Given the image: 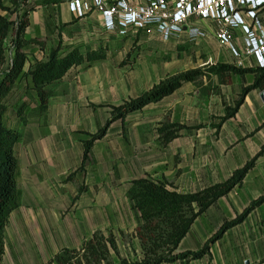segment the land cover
<instances>
[{"label":"crops","instance_id":"obj_1","mask_svg":"<svg viewBox=\"0 0 264 264\" xmlns=\"http://www.w3.org/2000/svg\"><path fill=\"white\" fill-rule=\"evenodd\" d=\"M53 1L55 0H27V3L39 7L36 8L35 12L33 11L29 18V33L27 27L25 37L43 41L44 47L43 50L36 46L28 48V57L23 72H27L34 62L44 61L48 53L59 45L63 49L78 48L81 52L100 50L105 53L106 58L89 68L82 66L76 70V73L51 85L49 87L51 97L45 111L39 109L38 98L36 93L30 89L28 78H19L6 97L2 123L4 127L19 135L15 147L18 207L11 213L4 231L5 253L2 264L7 261L6 254L9 244L12 245L13 257L7 264H45L60 249L68 248L72 244L82 245L95 233L104 235L112 233L117 241L116 234L118 232L123 233L130 228L132 231L138 226L137 216L132 210L131 202L127 196L130 183L139 179L165 183L145 175L133 177L128 181L126 189L120 192L123 198L121 204L117 200L103 206L100 176L95 177V173L86 175L80 170L83 160V142L92 136L89 135L88 138L84 139L81 132H94V118L99 115L95 114L89 105L88 108L84 109L67 110L65 103L80 102L90 97L95 98L93 100L96 101L97 99L100 100V91L96 92V90L100 88L105 76L96 73L95 69L105 67L115 52L126 51L128 44H134L138 36H147V38L157 40L163 45L173 43L177 49L182 48L179 43L189 42L186 36L184 34L179 37L174 36L168 41H164L155 32L146 35L145 32L134 29H129L125 35H120L118 31L105 30L101 15L94 8H91L83 17H78L69 11L68 4L71 0H57V3H53ZM125 1L130 6L142 4V0ZM103 2L113 5L118 0H103ZM256 18L264 30V11L257 14ZM245 22L251 26L253 21L245 18ZM193 25L207 33L205 39L193 42L197 48H202L201 51L207 55V64H217L219 65L217 68L232 67L238 70L240 63L243 70L238 71H246L243 74H234L225 70L218 73L210 71L221 81L220 84L226 85L225 81L228 80L226 76L234 75L240 79L242 91L253 86L262 69L258 67L252 56L244 53L243 31L235 30L232 32V46L240 54L242 60V62H236L237 59L234 58L229 48L220 46L214 39L213 25L204 21H194ZM30 29L31 32L34 31V35L30 33ZM228 64H232V66ZM191 84V82L184 84L159 103L178 96H184V99L182 98L184 102L189 100L185 94L192 93L196 89ZM262 91H264V80L258 88L248 92L243 97L242 102L248 104L251 95H253L255 102H257V108L259 107L261 110L264 108V102L260 99ZM54 100L57 102L56 105H54ZM181 103L175 102L171 107L172 110L174 111ZM82 116H86L87 119L80 118ZM223 117L225 115L221 118ZM221 118L220 125L215 126V128L222 127L229 120L221 124ZM182 128L184 129L177 133L176 138L167 147L161 146L158 141L162 150H166L177 142L181 131L188 129ZM78 132H80L79 135ZM86 178L93 180L94 187L84 188ZM190 181L192 184L189 187L193 189L182 192L175 189L176 192L182 194L196 193L208 186L224 182H212L201 186L200 184L204 183L201 178L193 177ZM106 193L108 198H112L116 191L109 190ZM226 197L220 199L205 214L195 220L190 231L179 244L176 255L200 250L216 234L219 229L212 236L208 235V230L214 223L221 221L218 215L220 210L218 209L221 206V210L225 209L224 206H227V203H220L225 201ZM226 211L232 212L229 206ZM129 221L131 225L127 224ZM221 225L222 223H219L217 227ZM225 235L224 233L220 241H224ZM224 247L223 255L215 256L213 253L214 245H211L209 255L201 260L176 261L171 264H250L249 261L243 259V257L246 258L245 254H242L243 257H231L233 252L229 246ZM262 261L261 263L264 264Z\"/></svg>","mask_w":264,"mask_h":264},{"label":"rangeland","instance_id":"obj_2","mask_svg":"<svg viewBox=\"0 0 264 264\" xmlns=\"http://www.w3.org/2000/svg\"><path fill=\"white\" fill-rule=\"evenodd\" d=\"M3 1L5 7L16 12L14 15L0 12L2 17L11 22L18 20L24 13H27L29 22L33 11L39 7L27 3V0ZM33 32L30 29V33ZM150 39L138 36L134 44H128L126 51L115 52L105 67L95 69L96 73L105 76L96 90L100 91V100L90 97L80 102L65 103L67 110L84 109L89 105L99 115L94 118V132H81L84 139L97 133L109 122L105 138L94 144L82 172L100 176L102 201L103 206H106L111 201L122 203L120 192L126 189L133 177L145 175L162 180L182 192L193 189L189 187L193 177L204 181L201 186L222 182L234 171L252 163L253 167L241 186L236 187L220 203H227L225 209L216 207L220 210L218 215L221 221L214 223L208 230V235L212 236L224 224L238 220L246 210L252 208V204L264 198V108H257L255 97L251 95L249 103L242 102L234 117L222 127L215 128L220 125V118L229 114L240 100L243 92L240 79L229 75L226 76V85L220 84L215 74L210 73L211 69L219 65L207 64V55L193 43L181 42L179 46L182 48L177 49L173 43L163 45ZM238 61L242 62L241 59ZM239 68L243 70L241 66ZM185 74H197L191 82L195 91L185 94L189 100L184 102V96L172 97L131 114L124 121L112 116L111 108L149 92L161 82ZM53 102L57 104L55 100ZM175 102L182 103L173 111L171 107ZM80 118L87 119L86 116ZM174 124L188 129L181 131L177 142L162 150L158 143V130ZM90 186L94 187L93 180L86 178L84 188ZM109 190L116 191L114 197H107L106 191ZM228 206L232 212L226 211ZM219 223L222 225L217 227ZM127 224L131 225L130 221ZM130 229L116 234L119 256L111 255L114 264H118L119 259H126L129 264L140 259V246L133 234L136 228ZM225 234L223 242L220 239L213 244L215 256L223 255L224 246L228 245L233 252L231 257H243L242 254H245L246 258L243 259L250 264H262L264 203L252 208L241 223L228 229ZM80 246L72 244L64 249L78 250ZM6 256L5 264L13 257L11 244Z\"/></svg>","mask_w":264,"mask_h":264},{"label":"trees","instance_id":"obj_3","mask_svg":"<svg viewBox=\"0 0 264 264\" xmlns=\"http://www.w3.org/2000/svg\"><path fill=\"white\" fill-rule=\"evenodd\" d=\"M57 2V0L53 1V3ZM0 12L9 15L16 13L5 7L3 0H0ZM26 17L27 13H24L18 20L11 22L0 15V264H2L5 253L4 231L11 213L18 207L15 147L19 135L4 127L2 123L6 97L19 78H28L30 89L36 93L38 98L39 109L45 111L51 97L49 91L51 85L76 73V70L82 66L89 68L106 58L105 53L100 50L81 52L78 48L63 49L59 45L48 53L44 61L34 62L27 72H23L28 57V48L36 46L43 50L44 47L43 41L25 37L28 27ZM221 70L234 74L246 73V71L240 72L232 67L211 69L210 71L218 73ZM196 76L197 74H185L161 82L149 92L125 101L119 107L111 108L112 116L124 121L127 116L141 112L149 105L161 102L184 84L194 81ZM262 80H264V69L261 70L254 85L243 90L235 108L221 118V124L234 117L238 107L242 104L243 97L258 88ZM107 125L83 142V160L80 170H83L94 143L105 137ZM182 129L184 128L177 125L159 129L161 146L167 147ZM252 167V163L246 164L241 169L234 171L226 181L190 194L177 193L171 185L148 179L132 181L127 196L131 202L132 210L137 216L138 226L133 234L138 240L141 255L139 261L133 264L192 262L209 255L211 245L220 240L228 229L241 223L252 208L264 203V198H260L258 202L252 204V208L246 210L238 220L224 224L200 250L187 251L178 255L175 253L195 220L205 214L220 199L228 196L236 187L241 186ZM112 254L119 256L115 236L112 233L107 235L95 233L78 250L62 249L45 264H114L111 260ZM118 264L129 263L126 259H119Z\"/></svg>","mask_w":264,"mask_h":264},{"label":"built area","instance_id":"obj_4","mask_svg":"<svg viewBox=\"0 0 264 264\" xmlns=\"http://www.w3.org/2000/svg\"><path fill=\"white\" fill-rule=\"evenodd\" d=\"M68 8L78 17L94 8L107 31H118L120 35L129 29L146 35L155 32L164 41L183 34L191 43L205 39L207 33L193 25L194 21H204L214 26V39L228 47L236 59L240 54L232 46V32L242 30L246 54L264 69V30L256 18L264 11V0H142L138 6H130L125 0L113 5L103 0H71ZM245 18L253 21L251 26Z\"/></svg>","mask_w":264,"mask_h":264},{"label":"water","instance_id":"obj_5","mask_svg":"<svg viewBox=\"0 0 264 264\" xmlns=\"http://www.w3.org/2000/svg\"><path fill=\"white\" fill-rule=\"evenodd\" d=\"M260 99L262 100V102H264V91L261 92Z\"/></svg>","mask_w":264,"mask_h":264}]
</instances>
